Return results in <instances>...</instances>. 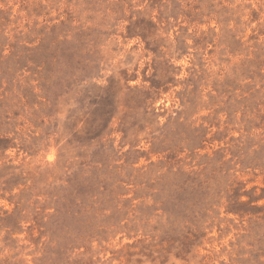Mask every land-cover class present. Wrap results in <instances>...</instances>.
Instances as JSON below:
<instances>
[{"label":"rangeland","instance_id":"1","mask_svg":"<svg viewBox=\"0 0 264 264\" xmlns=\"http://www.w3.org/2000/svg\"><path fill=\"white\" fill-rule=\"evenodd\" d=\"M0 264H264V0H0Z\"/></svg>","mask_w":264,"mask_h":264}]
</instances>
